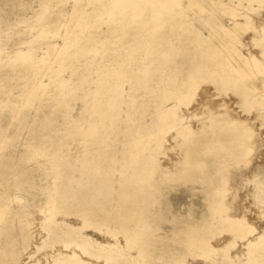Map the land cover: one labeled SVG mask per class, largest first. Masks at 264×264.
<instances>
[{
	"label": "rangeland",
	"instance_id": "374dc122",
	"mask_svg": "<svg viewBox=\"0 0 264 264\" xmlns=\"http://www.w3.org/2000/svg\"><path fill=\"white\" fill-rule=\"evenodd\" d=\"M194 1L202 6L0 0V246L9 250L0 264H264V0H221L229 10ZM148 29L155 42L145 57ZM191 30L207 40L203 51L185 41ZM210 48L216 67L183 68L167 99L141 89L164 86L176 49ZM227 119L249 131L250 147L207 184L215 207L205 189L170 177L197 138L221 143ZM126 190L152 198L127 228L75 208L76 193L115 205ZM170 203L197 222L193 237L174 240L158 217ZM152 241L166 251L153 248L148 260Z\"/></svg>",
	"mask_w": 264,
	"mask_h": 264
},
{
	"label": "bare ground",
	"instance_id": "6f19581e",
	"mask_svg": "<svg viewBox=\"0 0 264 264\" xmlns=\"http://www.w3.org/2000/svg\"><path fill=\"white\" fill-rule=\"evenodd\" d=\"M221 2V0H219ZM62 4V3H61ZM189 4L193 5H200L201 3H198V1L189 0ZM221 7L224 6L226 10H229V6L224 5L222 2L220 3ZM216 5V4H215ZM58 6V5H57ZM220 7V5H217ZM202 8V7H200ZM152 18V17H151ZM187 25V24H186ZM67 26V24H66ZM73 26V25H72ZM150 30L152 28L150 27ZM148 29V32L143 33V38L139 39L141 40L140 46L148 47L147 53L145 54V57H148L151 53V46L154 44L153 39V32H151ZM228 29H224L223 31H227ZM70 31V30H69ZM226 33V32H225ZM188 38L185 39L186 42H192L194 43L195 47L194 50L198 51L200 48V51H203L202 46L208 45V42L206 39H203L198 36V34L191 30L188 32ZM228 35V34H227ZM138 36V35H133ZM223 40V39H222ZM221 41V40H220ZM219 41V42H220ZM222 45V44H221ZM48 48L51 46L47 45ZM183 49V48H182ZM179 53V59L178 60H170V62L167 63L165 72L159 75V78H161L164 81L163 87H157L152 88L151 90L147 88H141L143 91L147 93L150 97H153L156 99L157 103H159L162 100L167 99L170 96V91L167 89V85H174V82L177 81L178 77L182 74V69L185 68V70L190 66H196L199 61H205L208 65L214 64L213 66L216 67V50L209 49L207 50V53L201 54L199 56H191L189 54H184V52L181 49H176ZM211 50V51H210ZM214 50V51H213ZM55 54V53H54ZM52 54V56L54 55ZM131 56L132 54H128V56ZM56 56V55H54ZM126 56V55H125ZM107 58L110 60H118L121 62H124L126 58L124 59L123 56L120 54L113 53L112 55H106ZM131 58V57H130ZM144 59V58H143ZM140 59L139 61H141ZM23 64V63H22ZM225 66H228L227 64ZM24 67V66H23ZM33 68V67H32ZM236 70V69H235ZM20 73H23V78H28V70L26 68L20 70ZM234 74H236L234 72ZM105 87L106 84L104 83L100 87V91L98 92V95H102L105 93ZM42 88V87H41ZM44 88V87H43ZM42 88V89H43ZM53 121H47V127L49 130H52L53 127ZM44 124V123H43ZM243 132V136L242 133ZM240 131L237 128V125L233 122V120L226 121V128L225 132L221 135V143L211 145L209 141L205 138H197L195 144L191 145L187 148V150L184 151L183 159L181 162L180 167L178 168V171L176 174L171 178L175 179H181L185 182H188L192 185H195L199 188L205 189L207 194L211 196V198L214 201L215 207H218L219 204V195L215 190H210L206 186L209 183V181L213 178L215 175H222L224 170V161L233 160L237 161L239 158H242V154H246V152L249 150V131L244 130ZM219 135V136H220ZM195 139L193 138V141ZM236 148H238L239 152H237ZM225 159V160H224ZM81 193H76V202H75V208L83 211L84 213L86 211H89L95 215L99 220V222L105 221H113L116 225L127 228L129 225H133L138 222H142L144 214L147 212L149 206L152 203V198L144 194L143 192L139 191H132V190H126L122 191L116 204H112L108 197H100V198H94L87 202H81L80 197ZM61 211L67 210V205L65 204H59L57 207ZM168 215L160 214L158 217H160L162 220L168 222L173 230V239L176 241L180 240H187L194 236V231L199 227L197 222H194L191 219H186L185 217L180 216L177 214L174 210L173 205L170 203V206L168 208ZM224 219L221 221L223 222ZM239 221V220H238ZM232 229L236 230H244L245 226H241L236 222V220H227V222ZM147 241V239L145 240ZM147 256L148 260L150 259L152 255L153 248L159 249L161 246L157 242L152 241L147 246ZM160 250L165 252L166 250L164 248H160ZM8 248L4 246H0V255L8 253ZM71 264H88L83 261H76Z\"/></svg>",
	"mask_w": 264,
	"mask_h": 264
}]
</instances>
